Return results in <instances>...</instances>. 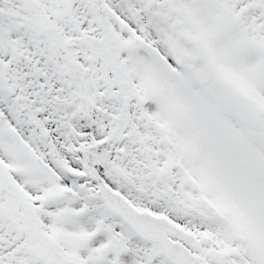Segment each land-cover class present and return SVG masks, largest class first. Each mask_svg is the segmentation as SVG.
Returning <instances> with one entry per match:
<instances>
[{"label":"snow or ice","instance_id":"snow-or-ice-1","mask_svg":"<svg viewBox=\"0 0 264 264\" xmlns=\"http://www.w3.org/2000/svg\"><path fill=\"white\" fill-rule=\"evenodd\" d=\"M0 264H264V0H0Z\"/></svg>","mask_w":264,"mask_h":264}]
</instances>
